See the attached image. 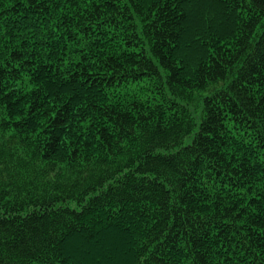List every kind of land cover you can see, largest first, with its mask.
Masks as SVG:
<instances>
[{
    "label": "trees",
    "instance_id": "obj_1",
    "mask_svg": "<svg viewBox=\"0 0 264 264\" xmlns=\"http://www.w3.org/2000/svg\"><path fill=\"white\" fill-rule=\"evenodd\" d=\"M0 264H264V0H0Z\"/></svg>",
    "mask_w": 264,
    "mask_h": 264
}]
</instances>
